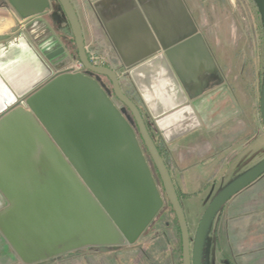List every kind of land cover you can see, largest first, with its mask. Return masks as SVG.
Instances as JSON below:
<instances>
[{
	"label": "water",
	"instance_id": "1",
	"mask_svg": "<svg viewBox=\"0 0 264 264\" xmlns=\"http://www.w3.org/2000/svg\"><path fill=\"white\" fill-rule=\"evenodd\" d=\"M8 1L24 18L50 6V0ZM58 1L84 72H55L53 64L67 56L59 42L40 53L22 32L1 48L20 51L0 60V75L19 99L0 117V193L8 202L0 210V232L23 264L87 246L135 243L164 204L145 148L178 219L183 264H203L213 216L264 174V159L209 203L192 242L168 159L159 153L139 106L120 87L114 69L91 63L71 1ZM257 1L264 21V0ZM108 2L104 11L99 8ZM96 10L125 67L163 52L173 77L180 78L190 102L155 121L165 141L205 124L207 111L203 115L197 103L210 102L204 94L210 85L201 84L197 71L217 68L185 1L102 0ZM261 96L264 126V89Z\"/></svg>",
	"mask_w": 264,
	"mask_h": 264
},
{
	"label": "rangeland",
	"instance_id": "2",
	"mask_svg": "<svg viewBox=\"0 0 264 264\" xmlns=\"http://www.w3.org/2000/svg\"><path fill=\"white\" fill-rule=\"evenodd\" d=\"M185 1L199 31L206 36L223 68L234 91L231 97L241 110L230 115L237 116V124L234 123L225 133L227 141L215 146L216 150L228 149L209 154L203 161L212 155L216 159L197 164L195 158L190 164L194 168L190 169L186 166L188 163L178 167L169 161L170 173L194 242L201 216L209 203L264 159V126L260 109L264 86V21L257 0ZM62 10L58 0H50L43 18L30 20L18 28L34 40L47 34L56 35L67 44L68 58L75 62L79 59L78 50ZM15 16L18 18L17 14ZM85 44L88 57L94 55L99 64L114 69L119 75L120 87L136 100L137 97L127 88L130 82L122 74L127 67L117 65L118 58L105 54L97 45ZM113 102L122 105L115 96ZM149 127L158 146L160 137L156 126ZM235 140L238 142L230 145ZM144 150L150 162L149 154ZM152 169L165 204L135 243L106 246L105 249L99 246L73 249L34 264H183L182 238L176 214L164 193L158 172ZM7 205L6 201L3 208ZM213 217L201 256L203 264H264V174L225 202ZM0 264H23L1 232Z\"/></svg>",
	"mask_w": 264,
	"mask_h": 264
},
{
	"label": "crops",
	"instance_id": "3",
	"mask_svg": "<svg viewBox=\"0 0 264 264\" xmlns=\"http://www.w3.org/2000/svg\"><path fill=\"white\" fill-rule=\"evenodd\" d=\"M70 1L78 15L85 43L95 44L100 47L105 54L117 57L119 61H116V64L123 66L119 53L117 49H115L116 47L111 37L108 35L98 11L96 10L97 4L102 0ZM110 3L111 2L103 5L99 4L98 6L104 11V8L108 7ZM0 11H2V13L0 12V60H5L6 58L13 59L19 55V46L12 48L6 53H3L4 51L1 50V48L8 42L12 41L13 38H16L20 33H24L20 27L18 28V25L21 26L26 22L37 18L41 19L42 15L25 19L16 13L15 8L11 6L8 0H0ZM16 14L18 15V18L15 16ZM126 29H131L130 24L127 25ZM26 36L38 50L34 39L27 34ZM52 37L56 39V42L60 43V38L56 35H53ZM127 38L130 37L126 36L125 39ZM60 46H62L61 43ZM139 47H142V45L139 44ZM38 52L40 51L38 50ZM141 52H143L142 49L136 51L135 53ZM165 59L166 58L164 57L163 52H160L141 60L129 68H125V73H122L130 82L127 88L131 89V92L137 97V99L135 100L134 97L126 93L125 90L123 91L139 106L142 112L141 114H143L147 123V127H149V125L155 126V121L157 119L165 116L169 112L174 111L184 104L189 103L187 94L180 86V83L173 77L169 64ZM68 61L70 62V59L67 57V59L65 60L64 58L62 62L66 63ZM59 63H61V61L53 64L55 72L63 69V67H61V69L57 67ZM17 104H19L18 97L14 92H12L8 84L0 75V117L2 118V116L15 108ZM236 118L237 116L234 118L224 117L215 124H207L209 127L205 124H201V127L196 130L177 138L171 143H168L166 146L167 152H169L168 161L172 160V162H174L178 167H181V164L188 163L186 166L190 169L194 168L190 164L195 158H197V164L216 159L212 155L210 158L203 161V159L209 154H213L216 151L220 152V150H226L225 148L228 149V147H225L223 149L216 150L215 146L223 144L227 141L224 135L232 129V126L236 123ZM236 142L238 141H231L230 145L236 144ZM171 153L173 154L172 157ZM5 202L6 199H4V196L0 193V210L3 208Z\"/></svg>",
	"mask_w": 264,
	"mask_h": 264
},
{
	"label": "flooded vegetation",
	"instance_id": "4",
	"mask_svg": "<svg viewBox=\"0 0 264 264\" xmlns=\"http://www.w3.org/2000/svg\"><path fill=\"white\" fill-rule=\"evenodd\" d=\"M185 3H186V6H187V2L186 1H185ZM44 14H42V16H44ZM192 17H193V15H192ZM192 19H194V17ZM194 21H195V23L197 25V22H196L195 19H194ZM197 27H198V25H197ZM199 30L200 29L198 28V32H200ZM200 33L203 35V37L205 39L206 45L208 46V48H209V50H210V52L212 54V58H214V61H215L217 69L216 70H212V71L204 70V69L197 71V77L201 81V84L205 86V84L209 83L208 85H210L209 88L205 89V91H204V94L209 93L207 98L210 100V102L208 103L205 100H202V101L198 102L197 105L200 108V111H201V113H203V115L205 114L204 111H207L206 112L207 115L205 114L206 116H205V120H204L206 122L205 124H214V123L220 121L221 119H223L225 116L231 115L234 112H239L240 113L241 110H238L239 106H238L237 102L235 100H233V98H232L234 96L233 88H232L231 84L228 83V80H227L226 75H225V73L223 71V68L219 65V63L217 61V58H215L214 51L212 50L211 46L209 45V42H208L206 36L203 34V32H200ZM52 36H51V34L50 35L47 34L44 37L38 38V40H34L35 45L37 46L38 50L41 53L44 52L43 50H45L46 48L52 47L56 43V41H52L51 40ZM66 41H67V39H66ZM60 43L63 46V48L65 49L64 51L66 52V55H67L65 57V60H66L68 55H69L68 54L69 51L66 50L67 49V44H65L62 40L60 41ZM44 45H46V47H43ZM63 60L64 59H62L61 62ZM176 77H177L178 81L180 82V80H179L180 78H178V76H176ZM105 81H106V83L108 85L111 84V82L107 78H105ZM183 81L188 83L189 79L188 80L186 79V80H183ZM263 89H264V86H263ZM189 102H190V100H189ZM207 107H208V109H207ZM157 135H159V137H160V142H159V145H158V149L160 151L159 153H161V155L164 158L168 159L169 152H167V148H166L168 143L165 141L163 135L159 132L158 129H157ZM168 164H169V161H168ZM168 164H167V166H168ZM153 165L154 164H153V162L151 160L150 161V166L152 168H154L155 172H158L157 169L155 168V166H153ZM169 170H170V168H169ZM156 182L158 184V180L157 179H156ZM158 187H159V184H158ZM162 187H163V184H162ZM159 190H160L159 192H161V194H162V191H161L160 187H159ZM163 190H164V188H163ZM165 195H166V193H165ZM162 196H163V194H162ZM163 200H164V204H165V198L164 197H163Z\"/></svg>",
	"mask_w": 264,
	"mask_h": 264
},
{
	"label": "built area",
	"instance_id": "5",
	"mask_svg": "<svg viewBox=\"0 0 264 264\" xmlns=\"http://www.w3.org/2000/svg\"><path fill=\"white\" fill-rule=\"evenodd\" d=\"M88 48V47H87ZM97 57L93 56H89V59L91 61V63H93L94 65L97 66H103L102 64H99L96 60ZM67 71V72H71V73H82L85 70V67L83 65V63H81L80 59H77L75 62H68L66 66L63 67V69H61L60 71Z\"/></svg>",
	"mask_w": 264,
	"mask_h": 264
},
{
	"label": "trees",
	"instance_id": "6",
	"mask_svg": "<svg viewBox=\"0 0 264 264\" xmlns=\"http://www.w3.org/2000/svg\"><path fill=\"white\" fill-rule=\"evenodd\" d=\"M176 218V217H175ZM177 222H178V219H177ZM178 225H179V223H178ZM179 230H180V226H179ZM178 232H180V231H178ZM180 236H181V232H180ZM182 238V237H181ZM182 240V239H181Z\"/></svg>",
	"mask_w": 264,
	"mask_h": 264
}]
</instances>
